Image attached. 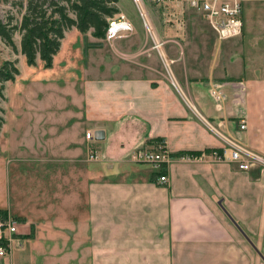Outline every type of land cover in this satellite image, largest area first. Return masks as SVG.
<instances>
[{
    "label": "crops",
    "instance_id": "1",
    "mask_svg": "<svg viewBox=\"0 0 264 264\" xmlns=\"http://www.w3.org/2000/svg\"><path fill=\"white\" fill-rule=\"evenodd\" d=\"M253 1L260 0L243 5L239 36L218 41L203 25L156 24L166 63L141 34L127 46L128 63L112 61V74L78 80L80 111L31 116L33 136L14 159L34 167L28 192L20 191L27 207L4 208L20 215L21 242L0 264H264L259 167L173 162L161 183L150 166L127 159L158 139L178 154L220 148L223 137L264 155V66L245 44ZM89 42L92 49L97 41ZM166 43L174 44L169 54ZM71 78L58 82L63 88L46 86L70 96ZM214 82L223 84L220 103L210 95ZM97 129L104 138L93 145L85 132ZM90 145L101 161L86 162Z\"/></svg>",
    "mask_w": 264,
    "mask_h": 264
},
{
    "label": "rangeland",
    "instance_id": "2",
    "mask_svg": "<svg viewBox=\"0 0 264 264\" xmlns=\"http://www.w3.org/2000/svg\"><path fill=\"white\" fill-rule=\"evenodd\" d=\"M135 1L119 0L118 3L120 12L126 15L133 26L132 32H121L119 36L109 41L106 38H95L90 32L82 34L72 28L66 32L62 39L60 50L54 55L50 68H45L40 59H37L35 65H28L20 51L14 52L0 40V64L4 59H16L19 68L16 78L6 83L5 99L2 101V106L5 109V123L0 129V206L3 209L7 208L18 212L27 207V196H22L20 191L28 192L29 173L34 167L28 164L21 165L14 159L19 157L18 153H21L18 144L30 143L33 130H35L31 122L35 118L31 116L36 111L54 109L60 112L67 108L76 112L80 111L78 80L82 79L83 74L108 76L112 74V61L128 63L127 46L135 41L140 42L141 34L147 37V42H145L147 46H153V40L157 39L153 29L156 24L169 26L177 20L183 28L202 27L203 25L206 30L212 31L203 19L202 13L189 6L186 0H167L161 4H155L153 0ZM251 3H254V15L247 11L245 20L248 25H251L252 31H249L250 36L245 37V44L249 43L252 46L255 58L264 66V0ZM7 11L14 14V21L20 18L21 13L16 6L12 7L7 2H0V16L3 17ZM19 38V33L16 32L14 41L17 47H19ZM95 40L97 42L93 44L94 48L89 49L91 46L89 41ZM170 45L174 44L163 45L167 54H169L168 47ZM71 74L74 76H70ZM58 75L61 76V79L55 82V78L60 77ZM71 77L74 78L69 91L70 96H67L68 93L64 90L58 92V90H50L46 86L57 87L62 82L67 84L72 80ZM47 80L50 82H46ZM59 86L63 88V85ZM59 119L60 121L64 120V118ZM90 131L94 133L93 130ZM88 142L93 145L99 144V141L94 139ZM103 142L101 141V143ZM93 145H90L89 149H93ZM96 150L101 154L100 149ZM59 183L57 182V184ZM8 214L20 222L18 219L20 215H14L12 212Z\"/></svg>",
    "mask_w": 264,
    "mask_h": 264
},
{
    "label": "built area",
    "instance_id": "3",
    "mask_svg": "<svg viewBox=\"0 0 264 264\" xmlns=\"http://www.w3.org/2000/svg\"><path fill=\"white\" fill-rule=\"evenodd\" d=\"M135 1V0H134ZM167 0H153L155 4L164 3ZM179 1V0H174ZM189 6L202 13L203 19L213 30L218 41L239 36L242 33V9L247 0H186ZM136 2V1H135ZM133 26L124 13H118L116 17L108 21L105 38L113 40L121 32H132ZM151 32V30L148 28ZM154 47L166 63L167 57L162 50V42L153 40ZM210 95L220 103L225 97L223 84L214 82L210 89ZM247 122L244 117L238 120V129L244 131ZM85 138L88 141L94 139V134L87 130ZM223 145L220 148L202 149L196 152H180L173 154L168 148L165 140L158 139L151 145H144L133 149L128 154V161L133 163L146 164L157 174L161 183L168 182V167L173 162H229L233 163L240 170H248L252 167H259L264 173V155L252 149L247 144L223 137ZM88 161H101L102 155L96 149H89ZM222 206L221 201H217ZM20 222L9 216L0 217V258L7 259L15 246L20 245L21 235L18 230ZM240 229V226L236 224Z\"/></svg>",
    "mask_w": 264,
    "mask_h": 264
},
{
    "label": "trees",
    "instance_id": "4",
    "mask_svg": "<svg viewBox=\"0 0 264 264\" xmlns=\"http://www.w3.org/2000/svg\"><path fill=\"white\" fill-rule=\"evenodd\" d=\"M16 6L21 15L14 21V14L7 11L0 16V40L14 52L20 51L28 65L40 59L45 68L52 66L53 57L58 53L66 31L77 29L104 39L108 21L118 13L119 0H0ZM155 3V2H154ZM19 33V47L14 34ZM95 46V45H94ZM19 74L16 59H4L0 64V129L5 123V109L2 101L8 81ZM7 212L0 208V217Z\"/></svg>",
    "mask_w": 264,
    "mask_h": 264
},
{
    "label": "water",
    "instance_id": "5",
    "mask_svg": "<svg viewBox=\"0 0 264 264\" xmlns=\"http://www.w3.org/2000/svg\"><path fill=\"white\" fill-rule=\"evenodd\" d=\"M94 140H102L104 138V132L101 129L94 131Z\"/></svg>",
    "mask_w": 264,
    "mask_h": 264
}]
</instances>
